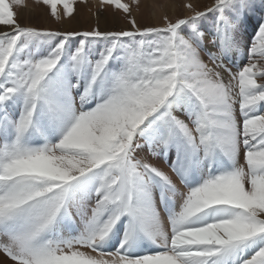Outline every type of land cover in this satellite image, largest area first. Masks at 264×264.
Segmentation results:
<instances>
[{
  "label": "snow or ice",
  "instance_id": "6c2138e0",
  "mask_svg": "<svg viewBox=\"0 0 264 264\" xmlns=\"http://www.w3.org/2000/svg\"><path fill=\"white\" fill-rule=\"evenodd\" d=\"M77 3L0 0V264H264V0Z\"/></svg>",
  "mask_w": 264,
  "mask_h": 264
},
{
  "label": "bare ground",
  "instance_id": "6f19581e",
  "mask_svg": "<svg viewBox=\"0 0 264 264\" xmlns=\"http://www.w3.org/2000/svg\"><path fill=\"white\" fill-rule=\"evenodd\" d=\"M95 3V6L97 5V0H93ZM199 1V0H198ZM207 2H200L199 4L194 2V0L191 2L195 5L198 6V8L200 10L205 9L206 6L211 5V3L213 2V0H206ZM184 0H146V2L144 4H140V10L138 13L134 14L136 15L139 23L141 25H145V24H156L158 23V21L152 16V12H153V5L158 4V3H163V4H172V3H183ZM202 3V4H201ZM29 4H31V0H29ZM208 4V5H207ZM19 15H18V20H22L24 22H21L24 25H33V26H37L40 28H46V29H51V30H58V31H65L63 27L56 25L57 22L56 20H54L47 12V10L44 7H35V6H31L27 9H20L18 10ZM183 13V9H178L176 14H182ZM84 14V13H83ZM173 10L171 8H169V15H173ZM111 15V14H109ZM149 16V17H148ZM112 17V16H111ZM120 20H122L120 18ZM123 28L126 27L125 22L121 21ZM92 27H94L93 25L91 26V22H90V28L88 30H90ZM100 30H103V27H100ZM158 166L164 168L165 171H167V167L166 165L160 163L158 164Z\"/></svg>",
  "mask_w": 264,
  "mask_h": 264
},
{
  "label": "rangeland",
  "instance_id": "374dc122",
  "mask_svg": "<svg viewBox=\"0 0 264 264\" xmlns=\"http://www.w3.org/2000/svg\"><path fill=\"white\" fill-rule=\"evenodd\" d=\"M193 1V0H192ZM207 2L206 0H194L196 3ZM127 2V0H125ZM146 0H140V4H144ZM95 3L93 0H87V3H77L76 11L74 12L71 18L63 19L56 23V25L64 28L65 31H84L90 28L91 26L103 27L102 31L105 30H120L123 28L121 21L125 22L121 14L114 13L111 9L105 10L100 13L99 18L93 15V12L96 9ZM202 4V3H201ZM208 5V4H207ZM210 6V5H209ZM208 7V6H206ZM203 10V9H202ZM84 13V14H83ZM111 14V15H109ZM112 16V17H111ZM149 17V16H148ZM120 18L122 20H120ZM24 22L22 20L19 21ZM22 24V23H21ZM126 25V22L123 23ZM24 25V24H22ZM127 26V25H126ZM254 36L253 31H249L247 42L250 43L251 38ZM247 62L246 60L244 61Z\"/></svg>",
  "mask_w": 264,
  "mask_h": 264
}]
</instances>
